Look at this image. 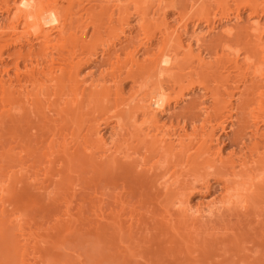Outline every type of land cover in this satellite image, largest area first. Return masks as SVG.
I'll use <instances>...</instances> for the list:
<instances>
[{
  "label": "bare ground",
  "instance_id": "6f19581e",
  "mask_svg": "<svg viewBox=\"0 0 264 264\" xmlns=\"http://www.w3.org/2000/svg\"><path fill=\"white\" fill-rule=\"evenodd\" d=\"M74 1L69 0L71 9ZM158 1L156 6L160 2L161 6H165L163 0ZM220 1L217 2L218 6L226 7L228 0ZM232 1H236L232 15L224 10V13L218 14L217 21L222 24L223 20L231 18L237 21L242 9H250L246 31L253 37L255 48L252 44V48L250 46L247 50L229 45L234 37L235 40L238 38L237 35L233 36L231 26L224 25L219 35L228 40L224 42L222 39L224 44L218 45L220 54L215 59L211 57L214 60L212 64L213 60L207 61L208 54H204L206 51L202 48L203 29L198 30L201 22L206 26L212 23L213 26L208 28L210 32L216 28L214 25L217 22H213L216 16H211L206 7L200 8L199 12L185 4L192 13H200H196L199 16L197 22L194 21L191 33L186 36L185 32L189 30L187 20L193 15H188L192 13L186 8L187 12L185 5L177 4L178 8H174V2V5L167 2L171 10L179 9L176 10L179 20L172 27L165 26L164 10L167 6L162 8L158 5L164 11L160 16L163 15L161 24L166 31L161 32L158 42H154L157 38H154L152 31L148 32L149 24L144 26V22L149 23L148 0H129L136 4L137 9H141L135 12V21L137 24L140 22L136 26L148 31L141 36L144 39H136L140 42L130 45L131 49L125 50V56L121 58L119 52L127 47L116 49V44L119 42L121 45L129 38L124 26L119 30V27H113L107 41L91 44L85 40L84 32L87 29L81 30L77 26L72 32L67 28L68 32H64L67 24L72 22L73 14L70 7L61 4V0H0V16H3L0 21V59L4 51L12 46H19L20 50L27 48L25 54L19 55L22 66L14 63L12 74L4 68L2 71L6 77L0 71V128L6 129L3 131L10 133L12 141L17 142L15 161L19 167L16 171L5 170L0 174V214L5 213L6 202L23 206L48 198L60 203L58 205L64 203V216L73 218L84 212L83 201L81 204L75 201L78 207L74 213L77 214L69 213L73 209L70 208L76 193L78 195L81 190L88 189L97 194L100 189L102 197L105 194L110 196L111 192L105 193L107 189L112 191L110 197H113L118 210H106L109 213L106 217L103 207L96 206L97 203L96 207L93 205L96 211L94 215L100 217L97 228L104 231L106 221L110 228L124 229L126 237L120 236L118 240L125 243L122 245L124 251L133 253L131 255L134 257L138 249H142L137 253L139 256L154 258L163 255L171 258L182 249L203 248V254L210 256L216 253L215 257H220L219 260L224 262L237 257L240 251L257 253L255 251L264 248V218H261L264 216V128L261 129L264 126V24H258L264 16V0ZM113 5L122 11L121 7H125L127 2L121 7L115 3ZM224 7L220 8L223 10ZM183 9L186 11L183 12ZM87 12L89 16L90 12ZM111 13L109 17L113 15ZM83 16L77 15L74 22L77 19L81 22ZM128 17H122L117 26L124 23L129 25ZM114 28L118 31L114 32ZM78 32L80 34L77 36ZM65 33H71V37ZM183 35L186 37L185 43ZM121 36L124 40H121ZM69 37L72 42H69ZM113 49L116 50L108 57L110 61L103 63L108 65L107 68L100 69L101 72L97 68L100 72L97 77L83 78L86 73L81 77L80 71L85 64L93 63L99 57L104 58ZM256 50L262 58L260 62L256 58L259 56ZM223 60L233 63L234 70L240 71V76L248 75L253 81V86L250 84L247 89L244 85V95H247L245 100L243 95L244 107H240V103L239 107H235L231 101L234 97L231 91L239 92L241 87L242 93V84L236 83L229 92L223 91L227 88L224 82H230L229 72L226 75L224 72V78H218L225 85H219L220 80H216L219 84L216 82L212 87L207 76L199 71L201 68L209 70ZM99 62L102 64V61ZM195 76L198 78L195 79ZM164 78L170 79L171 87L167 84L170 88L180 86V83L184 86V80V83L190 82L175 95L174 106L186 99L187 92L196 86L205 92V97L211 98L212 105L204 111V124L200 128L193 126L190 130V125L186 123L178 122L175 125L161 121L164 120L163 116L169 114L171 106V97L167 98L169 94L165 86L169 80L166 82ZM125 80L131 81L126 94L123 90ZM219 86L223 89L220 90ZM225 111L227 114L224 117ZM238 113L244 114L243 121L238 120L240 125L237 122L239 130L234 133L233 143L239 145L238 152L236 149L234 153L230 151L224 156L220 148H211L212 143L218 141L215 131L226 132L227 128L237 125L234 115ZM107 128H110V132H107L110 139L104 136L103 130ZM246 138L251 139L249 145ZM25 156L35 159L31 165L35 166L32 172L30 166L24 165L25 159H28ZM88 171H92V175L86 178ZM214 182L221 185L220 197L193 206L191 198L194 193H208ZM22 206L17 208L19 215L11 223H19L28 215ZM138 207L142 208V212ZM260 215L261 219H257ZM255 223L261 235L253 233ZM19 230L23 231V228ZM24 240L28 241V238L24 237ZM248 243L255 250H249L246 247ZM168 244L176 245L177 249L167 250ZM19 249L24 256L26 248ZM141 256L139 258H143ZM254 261L251 256L244 255L239 259V264H255Z\"/></svg>",
  "mask_w": 264,
  "mask_h": 264
},
{
  "label": "rangeland",
  "instance_id": "374dc122",
  "mask_svg": "<svg viewBox=\"0 0 264 264\" xmlns=\"http://www.w3.org/2000/svg\"><path fill=\"white\" fill-rule=\"evenodd\" d=\"M61 1H62L61 4L63 6L70 7V9H71V5L69 6V4H68V3H70L69 0L68 1L67 0H61ZM66 1H67L68 5L67 4L65 5ZM115 1L116 0H111V1L110 0H79V1L76 0V1H74V4L72 3L73 7L71 9V13L73 14V15H71V17H73V19H72L71 23L67 24V27H65L64 32H68L70 30H71L70 32H72V29L74 31L75 27L77 28V26H79L81 30L87 29L84 32L85 40L89 41L91 44H99L100 42L107 41L109 39L108 37L110 36V34L112 35V33H110V32H111V30L113 31V27H119L118 28V30H119L121 26H122V28L124 26L125 28H123V29L126 30L125 31L126 34H129V38L126 39L125 41H123V43L121 45L119 44V42H117V44H116V49H118V47H123V48L127 47V48L122 50L124 52H122V51L119 52L120 57L122 58L123 56H125L124 55L125 50L128 51L129 49H131V47H129L130 45L134 46L135 44H138V42H140V41L137 42L136 39H140V40L144 39L141 36H143V33L147 32L148 30H149L148 32L152 31L153 34H155L154 38H157V39H154V42L155 41L158 42V40H160L159 35L161 34V32L166 31L164 29L165 28L164 25L161 24V20H162L161 17L163 15L160 16V14H163V13H161L163 11L162 8L167 6L168 3H170V4L172 3L173 5L175 3V5L172 6L174 8H178V7H176L177 4H179L180 6H182V5L184 6L185 4H187L188 6H191L192 10L196 9L199 12L201 10L200 8H202V7L203 8H205V7L209 8L208 11H210L211 16H216V18L214 17V19H213L214 23H215V21L218 23V21H217L218 17H219L218 14L224 13L225 11L226 12L228 11L227 13L231 14V13H233V10L235 9V6H236V5L234 6V3H236V1H232V0H228V2L226 3V7H224L225 5L220 6V7H224L223 10L217 4V2L219 0L217 2L215 0H175V2L173 0L172 1L171 0H163L162 4L165 2V6L164 5L161 6L160 5L161 2H160L158 4L160 7H162L160 9L158 7V5L156 6V3L159 2L158 0H148L149 3H147V4H150V5H149V8H148V6H147V8L149 9V11H148V9H144V8H143V10H145V11L147 10L149 13V14L147 13V15L149 16V18H147L149 23H147V21L144 22V26H147L149 24L148 25L149 27H148V30L142 31L141 27L136 26V25H139L140 22L137 24L135 21L136 20L135 17H136V13H137L136 10L141 11V9L140 10H139V8L137 9L136 4L130 3L129 0H120V1L117 0V2H115ZM125 1L127 2V5H126ZM151 1H152V3H150ZM153 1H156V2H153ZM221 1H224V0H221ZM195 2L197 5L195 4ZM114 3L117 6L119 4L120 7L126 5L125 7H121L123 12L121 10H118L117 9L118 7L116 8V6L113 5ZM190 3H191V5H190ZM111 4H112V6H111ZM121 4H123V5H121ZM192 4H193V7H192ZM223 4H224V2H223ZM227 4L229 6H227ZM133 5H134V7H133ZM179 5H177V6H179ZM187 5H185L184 8L185 9L187 8L189 10V12L192 13L194 10L192 11L190 9V7L188 8ZM155 6L158 7V8H156V9H158V12H159L158 14L156 13L157 10H155ZM150 7H151V9H150ZM229 7H231V8H229ZM107 8H108V10H107ZM109 8H111L112 11ZM124 8L127 10L124 11L125 10ZM170 8H171V6H167L164 10L165 11V20H166L165 26L168 25L170 27V25H171V27H172L173 25H175L177 19L179 20V14L176 11V10L179 11V9L173 8L171 10ZM159 9L161 11H159ZM185 9H183L184 10L183 12H185L187 10V9L186 10ZM143 10H142V12H143ZM188 10H187V12H188ZM217 10H219V11H217ZM85 11L86 12L88 11L87 13L90 12L89 16L86 15ZM111 12H113V15L109 17ZM199 12H196V13L198 14ZM218 12H220V13H218ZM250 12H251L250 9H246V8L242 9L240 11V19L235 21L236 19L232 20V18H231L229 20H223V24L221 22L218 24L215 23L214 26L216 28H214L215 30H212L211 32L208 30V28L210 29L213 26L212 23H211V25L209 24L210 26H208V25L206 26L203 22H201L199 24L200 29L198 28V30L203 29V31H202V33H203L202 44L204 45V47H202V48L206 51V52H204V54L205 53L208 54L207 61L211 62L213 59H215L220 54V52L218 50H219V47L221 46V44L223 45L225 40H228L227 38L224 39V38L220 37L221 35H219V31L222 30V28H221L222 26H223V28L225 26H228V27L231 26L234 30L233 36L237 35L238 39L235 40L236 38L234 37L235 39L233 38V40H235V41H233V40L231 42L229 41L230 42L229 45H231L234 48H239V49L244 50V48L245 49L249 48L252 44V46L255 48L253 37L250 34H248V32L246 31V25L248 24V20H249L248 14ZM103 13L105 15H103ZM196 13L188 14L189 16L193 15V16H190L193 19H191L189 17H188L189 20L186 19L187 23H188L187 29H189V30H186L185 35L191 33L190 31H192V27H193L192 25H193L194 21L197 22L196 20L199 16H197ZM76 14L77 15H80V14L84 15L82 18L84 21L81 19L83 21V24L81 23L82 21L80 22V20L78 21V19L76 20L77 23L74 22L75 18H77ZM194 14H196V15H194ZM128 15H129V17H128ZM185 15L187 16V13H185ZM185 15H184V17H185ZM126 16L128 17V22L130 21L129 25H126L124 23V21H125L124 20V21H122L124 23V25L117 26L118 24L121 23L120 20L122 19V17L126 18ZM2 18H3V16H0V21ZM110 18H112V20H110ZM190 20H191V22H190ZM78 22H80L81 24ZM91 22H92V24H91ZM93 22L96 23L95 24L96 25L95 30H94L95 27H94ZM88 23H90V24H88ZM77 24H79V25H77ZM258 24H259V26L260 25L262 26V24H264V16H262V18L259 19ZM84 26H85V28H84ZM69 27H71V29ZM131 27H132V29H130L131 31H129L128 29ZM137 27H139V28H137ZM66 28L69 30L67 31ZM149 28H151V30ZM80 29L78 31H81ZM159 29L161 31H159ZM241 29H243V30H241ZM118 30H116V28H114V32L118 31ZM154 30H155V33H154ZM156 30H158L160 33L157 32ZM187 31H188V33H187ZM205 32H206V34H205ZM236 33H238V34H236ZM65 34H63V36H65ZM70 34H66V35L70 36ZM79 34H80V32L77 33V36ZM113 35H114V33H113ZM55 36H56V38L59 37V36L57 37V35H55ZM70 37H69V39H70ZM182 39L184 40L183 42L185 43L186 37H184V35L182 36ZM222 39H224L223 40L224 42H222ZM248 39H249V41H248ZM70 40L71 41H69V42H72V39H70ZM121 40H124V38L122 37ZM55 42H56V40H55ZM249 43H250V45H249ZM218 45H220V46H218ZM247 45H249V46L247 47ZM216 46H217V48H216ZM252 46H251V48H252ZM12 47L13 48L10 47V48L6 49L4 51L2 58L0 59V71L2 72V75H4V72L2 71V70H4V68H5V70L7 69L10 74H12V72L14 71V65H15L14 63L18 62V63H20V66H22V63H21L22 60L19 57V55L25 54L27 48L25 50L24 49L20 50L19 46H12ZM18 49L20 50V52H18L19 51ZM67 49H70V48L68 47ZM116 49L111 50L109 52V54H107V55L105 54L104 58L99 57L98 58L99 60L96 59L93 63L85 64L84 68H82V70L80 71L81 77H83L85 73H86V75H88L89 73L92 75L91 76H90V74L88 76L85 75L83 78H91L92 76H93L92 78L97 77L96 75H99L101 72L100 69L107 68L108 65H105V64L103 65V63L110 61L108 57L109 56L111 57L112 53ZM215 51L217 52V54H215L216 53ZM249 52H250V50H249ZM255 53H257V50ZM256 55L260 56L259 53H257ZM259 56L256 57L258 59V62H260V60H262L261 56H260V58H259ZM211 57L213 58L212 60H211ZM18 58H20V59H18ZM99 61H102V64ZM223 61L224 62L221 61V63H219L218 65H216V64L214 66L212 65L211 66L212 68L209 70H205L204 68H201V69H199V71L203 76H207V79H209L208 82H209L210 86H212V84H213L214 87H215L216 82H218L217 84H219V81H216V80H220V79L224 78V75H226L229 72L228 74L230 76L229 77L230 82H228V84H227V82H224V83H226V86L228 89L226 88V90H223V91L227 92L228 90H232L236 83H239L240 86L242 84V87H243L242 93H241V87H240L239 92L235 91L234 89L231 91V92H233V95L235 97V98L233 97L231 99V101L235 107L236 106L239 107L240 104L242 105L240 107H244L245 104L243 102H245V101H243L242 99L245 96L244 97V100H245L247 95L246 94L244 95L245 91H243V90L247 89V86L249 87L250 84H251V86H253V83H252L253 81L251 80L250 77H248V75L245 77H243V75L240 76V71H238L236 69L234 70V64L233 63L227 62L228 63L227 64V63H225L226 62L225 60H223ZM195 62H194V65L196 67L197 62H196V64H195ZM213 62H214V60L212 61V64H214ZM99 63L103 66H101ZM220 64H224V65H220ZM104 66H106V67H104ZM217 67L219 68L220 71H222L224 69L222 71L223 73L219 72ZM223 67H225L226 69ZM97 68L100 72L97 70ZM212 69H214V70L211 71ZM218 72H219V75L221 77H218L219 76V75H217ZM224 72H225V74H224ZM236 72L239 73V75H237ZM238 76H240L241 78H239ZM123 77L124 76L122 75V78ZM197 78L198 77H196L195 79H197ZM218 78H220V79H218ZM164 80L165 81L169 80L168 83H166V84L164 83L165 86L171 82L170 79H168V78L167 79L164 78ZM231 80L234 81L233 82L234 85H233ZM237 80H241L242 83L240 81H237ZM250 80H251V82H249ZM185 81L186 80H184L182 82V84L184 86H182L181 83L179 84L180 86L177 85V86H174L172 88H170L171 87L170 84H169L170 87L168 85L166 86L167 95L169 94V96H167V98L170 99V97H171L170 100L168 99L171 103V106H170V111L168 112L169 114H167V116H163L164 120L161 119V121H163V122L167 121L166 122L167 124L171 122L172 124H175V125L178 122L183 123V124L186 123L187 125H190V126H188V128L191 130V128L193 126L200 128L204 124V116H205L204 111L206 110L207 107H211L212 101H211V98H209L208 96L205 97V92L202 89L199 90V88L197 89V86H196L195 89H193L191 92H187L186 99L182 100V102H180L178 105L174 106V99L173 98H175V95H178L180 90H182L183 87L185 88V86H187L188 83H190L187 81L186 82L187 85H186V83H184ZM220 83L221 84H219V85H222V83H223L222 80H220ZM228 85H229L230 89H229ZM244 85L246 86L245 89H244ZM123 86H124L123 87L124 93L126 94L128 92V89H130L131 81L125 80ZM219 87H220L219 88L220 90L223 89L221 86H219ZM171 89L172 90L175 89V90L172 91ZM224 97L226 98V96H224ZM172 99H173V102L171 101ZM224 113L222 116L225 117L227 112L225 111ZM243 116H244V114H241V113L235 114L234 117L236 118L235 121L237 120L236 123L238 122L240 125V123H241L240 121H243V118H244ZM224 117H222V118H224ZM238 117H240V119H238ZM238 120H240V121H238ZM238 123H237V125H238ZM229 125H231V124H228V126ZM237 125L236 124L233 125L232 126L233 129L227 128L226 132L215 131V134L218 138V141H216L215 143L214 142L212 143L213 144L211 146L212 150L216 149V148L217 149L220 148L222 150V154L224 156L230 154V153H228L230 151L234 153V151H236V149L239 148V145H235L233 143L235 141L234 133H235V131L237 132L239 130V125L238 126ZM262 128H264V126H261V129ZM109 129L107 128V129L103 130V132L105 133L104 136L106 135L105 138H107V139H110V136H108L109 134L107 133V132H110ZM3 130L7 131L6 129H3ZM3 130L0 128V174L2 171H5V170L6 171H8V170L16 171L19 168V167H17V162L15 161V153L17 152V148H15V147L17 145V142L12 141L11 134L5 133ZM3 133H5V134L3 135ZM245 141H246V143H248V145L251 143L250 138H246ZM232 144H234V145H232ZM10 149H12V150H10ZM236 152H238V149ZM29 155H32V154H29ZM27 156H25V157H27ZM27 158L28 159L27 160L25 159V162L23 161L24 165H27L26 167L30 166L29 169H31V172H32V170L35 166L33 167L31 165L35 159L33 160L34 157L33 158L27 157ZM26 161H27V163H26ZM28 164H30V165H28ZM33 173H34V171H33ZM85 174L87 176L86 178H89L92 175V171L91 172L88 171V173H85ZM93 179H95V178H93ZM220 186L221 185L219 184V182H214L211 185L212 189L208 193L201 194L198 192V194H197V191H196L195 192L196 194L194 193V195L191 198L192 199L191 204L193 206L194 205L197 206V204H200V203L201 204L207 203L210 199H214V198L218 199V197H220L219 195H221L220 193L222 192V190H221L222 188ZM95 192L96 191H94V190L85 189V190H81V193H79V190H78V193L81 194L82 196H80L79 194H78L79 195L78 196L76 193V196L73 197L74 201L72 200L73 202L71 203L72 207L70 206L71 207L70 209H72V208L73 209L69 210V213H70V211H72L73 213L76 212V208L78 207L77 204L82 202V201H83L82 206H84L83 207L84 212L82 211V214L80 216L75 215L77 213H74L75 216L73 218L71 216L70 217L68 216L69 218L64 216V214H63L65 211L64 210L65 206L63 205L64 203L61 205H58L60 203H57V201H54L53 199H52L53 200L52 201L51 199L48 200V198L47 199L41 198L39 200H36L32 203L25 204L23 206L20 204H15L12 201L6 202L5 203V210H6L5 213L3 215L0 214V264H239V259L244 255L251 256L253 259H255V261H254L255 264H264V248H261L260 251H255L257 253H254L252 251H250V253H249L246 250L240 251L238 253L237 257L229 258L224 262L219 260V259H221L220 257H215L216 253L212 254L210 256H207L206 253L203 254L202 253L203 248H201V249L200 248H192L189 251H185L182 249V251L180 253H178L175 256H171V258L164 257L163 255H160V256L154 257V258H152V256L145 257V256L140 255L143 258H139L140 256L137 253L138 252L140 253V251L142 249H138V251L136 252V256L134 257L131 255L133 253L130 254V253L124 251L122 245L124 246L125 243H123V242L120 243V241L118 240L120 236L126 237V235L123 234L124 229L120 231V230L112 228V227L110 228V227H108V224H106L107 223L106 221L104 222V225H106V226H104L106 228L104 231L97 228V225L100 221V217L97 218L98 216L94 215L93 212L95 211L94 210L95 208H93V205L95 206L97 203L98 205H96V206H100L101 208L103 207V209H104V210H102V211H104L103 213L110 212V209H111V211H114V209L117 208L118 206L117 205L115 206V203H113V201H112L113 197L112 198L110 197V196H112L111 190L108 191L106 189L105 193H108V192H111V193H109L110 196L108 194L103 195L104 197H102L99 194L100 189H99V191H97L98 192L97 194H95ZM97 196H99L100 199ZM102 198H105V199H102ZM107 198H108V200H107ZM109 198H111L110 199L111 201L109 200ZM75 201L78 203H76ZM104 203H105V205H104ZM51 204H53V205H51ZM21 206L24 207L26 211H28V215L25 216L21 221H19V223L18 222H12L11 223V220L14 219V217H16L17 215H19V213L16 210H17V208L19 209ZM105 206L109 207V208H106ZM112 206L113 207L115 206V207L112 208ZM50 209H51V211H50ZM138 209L140 210L142 208L138 207ZM144 209H146V208H144ZM117 210H118V208H117ZM140 212H142V211L140 210ZM262 212H264V211H262ZM108 214L109 213H106V215L105 214L104 215L107 217ZM260 214L262 215V213H260ZM261 215L257 216L258 217L257 219L264 218V216L261 217ZM257 219H256V222H257ZM255 226H256V223H255ZM21 228H23V231L19 230ZM256 229H257V231H256ZM255 232L259 233L258 235H261L260 234L261 232H259V229L257 226H256L255 231L253 233H255ZM22 233H24V235H22ZM248 233L251 234L252 232H248ZM24 237H27L28 241L27 240L25 241ZM166 246H167V248H166L167 250L172 251V250L177 249V246L173 245V244H168ZM246 247L249 250H255V247H253V245L251 243L246 244ZM19 248H26V252H25L24 256H22V251ZM217 253L221 254V252H217ZM125 254H126V257H125ZM225 257H227V255H225ZM247 264H249V263H247Z\"/></svg>",
  "mask_w": 264,
  "mask_h": 264
}]
</instances>
